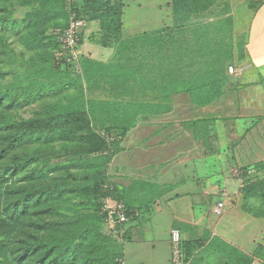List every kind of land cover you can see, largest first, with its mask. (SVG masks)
Masks as SVG:
<instances>
[{"label":"crops","instance_id":"obj_1","mask_svg":"<svg viewBox=\"0 0 264 264\" xmlns=\"http://www.w3.org/2000/svg\"><path fill=\"white\" fill-rule=\"evenodd\" d=\"M122 2L121 40L148 36V80L155 93L163 95V100L135 101L159 112L139 114L135 127L124 137L122 151L112 163V174L117 176L113 177L118 184L117 194L134 213L125 227L123 260L126 264H170V232L178 228L182 232L184 252V241L195 239L204 241L202 254L206 258L216 257L217 264H264V217H257L244 209L243 181L231 175L229 170L231 166L236 168L235 159L243 162L241 167L257 162L264 165V122H255L253 128L249 127L252 122H247L251 115L247 96L252 91L244 90L242 93L247 99H241V105L236 108L241 114L239 119H235L237 122H232L239 130L236 135L239 145L235 151L206 153L203 148L199 149V143L226 142L225 136L219 133L217 117L220 116L219 111L226 110L222 105L231 97L225 94L223 100L218 98L209 105L193 104L187 102L189 94L180 91L174 96L172 106L174 97L165 99L166 94H171V87L166 86L171 71L158 72L159 87L156 83L154 87L157 75L152 76L151 72L152 60L156 56L160 64L168 62L171 65L172 44L192 47L195 42H200L201 39L178 36V33L190 32L191 27L195 30L199 25L178 26L174 21L173 0ZM232 2L231 15L236 17V23L248 21L244 49L251 72L249 83L253 85L246 89L254 90L258 93V100L264 102V0ZM235 2H238L237 7ZM99 30L98 21L90 22L84 30L81 62L91 60L108 64L115 58L118 44L105 47L97 38L95 42L92 38L83 44L85 35L98 36ZM152 40L154 43L159 41L160 55L152 53ZM203 43L204 40L199 44L204 48ZM197 53L205 56L203 50ZM227 74L231 76L229 72ZM95 91H92L93 95ZM176 96L180 97L179 100ZM175 111L183 114L174 118L172 112ZM189 111L197 112V117L189 118ZM205 119L218 121L216 125L212 124L211 133L202 131ZM219 201L226 205L222 216L213 214V208ZM202 254L199 253L206 260ZM193 259L190 264H200L199 259Z\"/></svg>","mask_w":264,"mask_h":264},{"label":"trees","instance_id":"obj_2","mask_svg":"<svg viewBox=\"0 0 264 264\" xmlns=\"http://www.w3.org/2000/svg\"><path fill=\"white\" fill-rule=\"evenodd\" d=\"M52 1L37 0L41 8L31 10L28 28L44 27L48 21L55 20L58 13H63V0H58L59 7L54 9L48 6ZM82 1L85 8L95 12L89 21L100 22L102 30L118 40L117 54L108 64L91 60L82 62L83 72L89 79V84L87 90L81 89L77 103L68 106L62 105L61 102L49 105L47 111L38 113L33 121L9 119L6 115H0V264H114L115 257L123 258V244L109 235L106 236L102 231L105 227L101 200L105 196L104 186L110 183L106 170L118 152V139H123L130 127H121L113 134H110L112 130H107L104 135L91 129L90 120L96 121L97 116L103 112L98 106H94L92 91L101 88L116 98L128 97L127 103L132 106L136 99L131 91L141 93L146 91L145 85H151L147 74L148 64H141L143 60H147L144 44L148 36L121 40L122 0ZM179 1L173 0L174 13ZM104 6L109 7L106 12L100 10ZM81 12L76 10L75 14L87 20ZM112 13L117 15V18L110 17ZM174 20L177 24L176 13ZM38 42V39L30 42L31 48L39 45ZM57 45L56 48H59V44ZM132 46L133 49L137 48L138 55L134 52L133 55L136 56L131 58L128 54L133 50ZM202 50L205 56L200 60L195 58L199 54L191 46L181 54V58L186 59L188 63L184 66L183 62H178L177 69L171 70L169 80L166 79V86L171 87V94H166V100L180 91L186 92L194 99V92L198 87L203 90L212 89L211 86L217 87L213 91H205L206 99L201 103L203 105L213 103L224 94L221 89L222 62L216 58L217 55L208 45ZM181 58L173 54L172 63ZM200 80L202 84L198 86L196 83ZM7 98V91L1 90L0 107L11 109L19 105L18 98L11 100L7 105ZM157 99L163 100V95H157ZM156 112L159 111L151 108L133 111L132 114L127 111L125 117L128 121L139 114ZM37 133L48 134L50 141H65V147L78 146L89 155H98L96 160L103 164L104 171L101 168L100 171L97 170L99 167L96 166L91 168L93 176L90 185L87 184L86 176L78 179V173H72L69 167L63 168L62 174L44 184L39 183L38 176H33L32 182L27 185L20 184V181H11L27 163L36 161L35 152L42 151L41 148L35 149L31 157L19 154ZM83 164L84 162H75L73 168ZM94 184L98 187L92 189ZM259 186H264V181L243 189V197L247 198L251 191ZM112 194L121 199L116 188ZM91 195L97 200V205L95 210L87 212L85 210H89L87 203L91 200ZM244 209L247 210L246 207ZM255 216L264 217V212Z\"/></svg>","mask_w":264,"mask_h":264},{"label":"rangeland","instance_id":"obj_3","mask_svg":"<svg viewBox=\"0 0 264 264\" xmlns=\"http://www.w3.org/2000/svg\"><path fill=\"white\" fill-rule=\"evenodd\" d=\"M232 1L233 0H180L175 10L178 26L199 25L195 30L191 27L192 31L190 32L186 33L182 31L178 33V36L182 34V36L189 37V39L197 38L201 39V41L204 40V47L210 45L212 52L217 55L216 58L222 62L221 78H223V81L221 89L224 94L219 100H223L225 94L231 97V99H228V101L222 105L226 110L219 111L218 113L220 116L217 117L220 123L219 133L225 136L226 142L218 144L213 142L197 144L199 149L203 148L206 153L215 150L220 153L227 151L234 152L238 147L239 143H237L238 139L236 135L239 130L232 122H237L235 119H239L238 116L241 114V112L236 110V108L241 105V99L244 101L249 97L250 100L249 107L251 109V115H249L250 117L247 122L252 123L249 124V127L253 128L255 122H264V102L258 100V93H255L254 90L246 89L253 85L249 83V75L251 72L246 63L247 60L244 49L248 21L243 20L242 22L238 21L236 23V17L231 15L233 9ZM61 5L64 7L63 13H58L55 20L48 21L47 25L41 28H28L29 16L32 14L31 10L41 8L37 0H0V91H7V105L11 100L19 99V105L11 109L0 107V115H6L9 119L33 121L37 118L38 113L47 111L46 109L49 108L47 107L49 105L60 104L59 102H61L62 105L68 106L77 103V98L80 95L81 89H85L87 84H89V79H87L85 74L76 75L64 69L56 60L55 54L58 49L56 46L59 44V36L61 32L66 29V26H68L76 10L82 11L80 14L87 18L88 25L90 23L89 18L91 15L95 14V12H92V9L85 8L82 0H63ZM48 6L51 9L58 8L59 2L58 0H53ZM234 6L237 7L238 2H235ZM107 8L109 9V7L104 6L100 10L103 9V12H106ZM100 13L101 12H98V14ZM110 17L117 18V15L112 13ZM185 34L188 36H185ZM92 38L93 42H95V38H97L99 44L105 47L117 46L118 42L113 35H109L106 31H103L101 25L98 36L94 34L85 35L83 44L86 40H91ZM35 39L39 40V45H35L31 48L30 42ZM150 42L152 53L155 52L160 55V46H158L160 44L159 41L154 43L152 40ZM200 42H195L192 48L196 51L202 50L203 47L199 44ZM148 44L149 42L147 40L146 44H144L146 46L144 49V54L146 56L148 53ZM187 47L188 46L177 43L173 45L170 53L171 55L176 54V56L181 58V54L185 53ZM134 52L137 54L136 47H134L128 56L131 58L136 56L133 55ZM140 53L143 54L142 51H140ZM203 57L204 55L201 56V54L195 56L198 60ZM158 60V56L154 57L152 60V76L157 75V80L155 82L153 81L154 87H159L161 84L159 80L160 75H158L159 71H166L167 73L173 68L177 69L178 62H183L184 66L188 63L186 59L181 58L179 61L171 63V65L168 62L166 65H162ZM146 63L147 60L141 62V64ZM230 66H234L235 69L240 71L239 74L228 75L227 70ZM196 84L199 86L202 84V81H197ZM211 88L212 89L205 88V90L200 87H198V89L196 88L194 99H192L191 96H187L189 98L187 102L201 104L206 99L205 91L215 90L217 87L211 86ZM145 89L146 91L143 90L141 93L135 90L131 91L135 97L134 99L142 102L152 98V101H156L157 94L155 93L153 85H145ZM244 90L245 92L252 91L247 98L245 96L243 97L242 93ZM93 97L96 99L94 106H98V109L103 111L97 116L96 121L90 120L89 122V127L96 132L100 131L104 133V131L112 130L110 134H113V132L115 133L117 130H120L119 128L125 126L130 127L131 130L135 127L138 116L136 118L134 117L135 119L133 118L127 121L125 117L126 112L128 111L132 114L133 111L138 112L149 109L147 106L142 105L143 102L141 105L134 102L131 106L130 103H127L128 97L121 96L120 98H116L109 91H100L98 89L94 92ZM176 98L179 100L180 97L176 96ZM174 102L175 97L171 100L172 106ZM3 112H5V114ZM172 113L174 118H179V116L183 114L180 111ZM188 114L189 118L192 120L197 117V112L195 111H189ZM204 122L205 126L202 131L204 130V134H207V132L211 133L213 129L212 124L214 123L216 125L218 121L205 119ZM214 131H217V129L215 128ZM80 134L81 133H79V135ZM49 138L48 134L37 133L34 135L33 140L20 150L19 154H21V156L31 157L35 149H42V151L38 153L35 152L36 161L27 163L20 170L17 177H14V180L11 181H20V184L27 185L32 182L33 176H38L40 178L39 183L44 184L50 179L56 178L62 174L63 168L69 167L72 173H78V179L86 176L88 178L87 184H89L93 176L90 172L91 168L96 166L99 167L97 170L100 171L101 168L104 171L103 164L96 160V156L98 155H89L85 153L82 147L78 146L74 148H71V146L65 147V141L60 139L50 141ZM124 139L125 138L118 139V152L116 155L122 151ZM189 145L192 146L193 144ZM52 151H54V153H52ZM113 159L106 170V177L108 182H110L108 184L117 188L118 184L113 180V177L117 176L112 174L114 172V167H112ZM234 161L236 163V168L231 166L230 161L231 167H229V170L232 171L231 175L234 174L236 177L242 179L243 189L248 186H256L264 181V165L262 163L257 162L246 167H241L242 164L240 163L243 162H238L236 159ZM75 162H84V164L73 168ZM94 178L98 179L97 176H94ZM97 187L98 185L94 184L92 189ZM125 200L127 199L125 198ZM75 204H79V202H75ZM87 204H89V210L85 211L92 212L95 210L97 200L91 195V200H89ZM244 207L253 214L264 212V186L253 189L250 195L244 198ZM102 231L108 236L105 229ZM202 243H204V241L195 239L184 241L186 264L192 263L194 257L196 260L199 259L200 264H217L218 259L216 257L206 258L205 254H202V252H204ZM199 253L202 254L206 260H203L204 258H202ZM200 258H202V260ZM121 259V257H115L114 264H119Z\"/></svg>","mask_w":264,"mask_h":264},{"label":"built area","instance_id":"obj_4","mask_svg":"<svg viewBox=\"0 0 264 264\" xmlns=\"http://www.w3.org/2000/svg\"><path fill=\"white\" fill-rule=\"evenodd\" d=\"M88 22L85 18L73 14L68 27L59 36V48L56 50V60L64 68L71 70L76 75L83 74L80 46L82 35L87 28ZM231 75L239 74L240 71L234 66L228 68ZM104 135V133H102ZM109 140V138H108ZM105 196L101 200V213L104 216V227L108 235L123 244L125 242V227L134 217V213L127 204L120 198H116L112 192L114 187L106 184L104 186ZM226 205L224 201H219L213 208V214L222 216ZM170 242L172 246V256L170 264H186L185 252L182 246V232L178 228H173L170 232ZM119 264H126L123 258Z\"/></svg>","mask_w":264,"mask_h":264}]
</instances>
